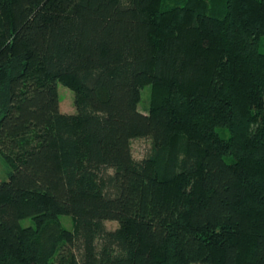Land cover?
Instances as JSON below:
<instances>
[{
	"label": "trees",
	"instance_id": "1",
	"mask_svg": "<svg viewBox=\"0 0 264 264\" xmlns=\"http://www.w3.org/2000/svg\"><path fill=\"white\" fill-rule=\"evenodd\" d=\"M262 36L264 0H0V264H264Z\"/></svg>",
	"mask_w": 264,
	"mask_h": 264
},
{
	"label": "rangeland",
	"instance_id": "2",
	"mask_svg": "<svg viewBox=\"0 0 264 264\" xmlns=\"http://www.w3.org/2000/svg\"><path fill=\"white\" fill-rule=\"evenodd\" d=\"M260 50L264 52V36H262L260 43ZM58 90L60 96V108L64 112H76L75 92L63 83H58ZM151 100V86L145 85L141 88V98L138 103V108L142 112H148ZM133 153L136 158H142L150 152L152 147V139L150 137H138L132 140ZM9 165L4 161L0 154V180L7 177ZM62 222L69 228H72V218L70 215L62 214ZM23 225H32L34 221L31 217H25L21 220ZM108 228H115L118 225L117 220H106ZM200 264V263H191Z\"/></svg>",
	"mask_w": 264,
	"mask_h": 264
}]
</instances>
